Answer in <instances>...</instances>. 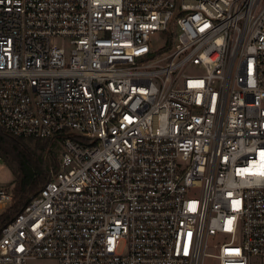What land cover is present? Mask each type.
<instances>
[{"label":"built area","instance_id":"obj_1","mask_svg":"<svg viewBox=\"0 0 264 264\" xmlns=\"http://www.w3.org/2000/svg\"><path fill=\"white\" fill-rule=\"evenodd\" d=\"M0 126L63 143L0 264H264V0H0Z\"/></svg>","mask_w":264,"mask_h":264},{"label":"trees","instance_id":"obj_2","mask_svg":"<svg viewBox=\"0 0 264 264\" xmlns=\"http://www.w3.org/2000/svg\"><path fill=\"white\" fill-rule=\"evenodd\" d=\"M26 139L0 126V158L11 168L16 178V185L12 188L14 201L0 215V228L13 220L29 202L30 197L40 191L52 177L53 171L48 168L44 158L37 155L26 143ZM56 165L58 167L59 162Z\"/></svg>","mask_w":264,"mask_h":264},{"label":"rangeland","instance_id":"obj_3","mask_svg":"<svg viewBox=\"0 0 264 264\" xmlns=\"http://www.w3.org/2000/svg\"><path fill=\"white\" fill-rule=\"evenodd\" d=\"M26 143L32 147L33 151L44 158L48 168L53 171L57 168L63 151V143L60 139L48 141V139L27 138ZM50 171V172H51ZM15 175L7 163L0 158V186L15 187ZM27 264H59L55 258L43 257L29 259Z\"/></svg>","mask_w":264,"mask_h":264},{"label":"snow or ice","instance_id":"obj_4","mask_svg":"<svg viewBox=\"0 0 264 264\" xmlns=\"http://www.w3.org/2000/svg\"><path fill=\"white\" fill-rule=\"evenodd\" d=\"M262 155H264V154H262Z\"/></svg>","mask_w":264,"mask_h":264}]
</instances>
